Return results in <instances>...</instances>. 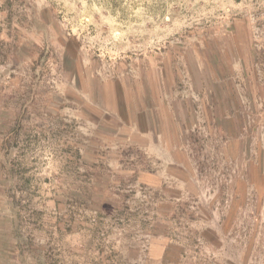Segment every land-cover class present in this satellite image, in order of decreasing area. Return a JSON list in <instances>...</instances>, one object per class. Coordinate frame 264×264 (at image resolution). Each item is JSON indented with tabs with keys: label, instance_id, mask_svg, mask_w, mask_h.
I'll return each instance as SVG.
<instances>
[{
	"label": "rangeland",
	"instance_id": "obj_1",
	"mask_svg": "<svg viewBox=\"0 0 264 264\" xmlns=\"http://www.w3.org/2000/svg\"><path fill=\"white\" fill-rule=\"evenodd\" d=\"M0 264H264V0H0Z\"/></svg>",
	"mask_w": 264,
	"mask_h": 264
},
{
	"label": "crops",
	"instance_id": "obj_2",
	"mask_svg": "<svg viewBox=\"0 0 264 264\" xmlns=\"http://www.w3.org/2000/svg\"><path fill=\"white\" fill-rule=\"evenodd\" d=\"M191 98V97H189ZM197 97H194L192 99V103L196 105L194 108H192V112L194 114V117H199V119H235L237 117L238 112H240V109L235 107V105H232L231 107L225 106L224 101L225 100H219V99H214V97H210V101L204 102V100L200 97L196 99ZM162 101H165L164 98H161ZM152 108H153V113L157 114L158 113V104L156 99L154 98V95L152 97ZM187 98H182L179 99L177 107H172L174 111H169L171 115L169 116L171 120V124L174 125L175 130L172 133V138H171V146H168L167 142H165V139L163 138L164 134L163 131H155V130H150L148 132V135H151L152 141L151 144L148 146V150L151 152V155H154L157 158L162 160V163L169 168H175L177 169L181 174H185L187 172L186 166L190 162V155L188 154V150L190 147L186 144H179V139H180V133L183 132L181 131V122L183 118V107L185 106ZM241 101V100H240ZM198 102V103H196ZM173 112V113H172ZM138 117L142 115L143 113H151V111L145 110L144 109L140 112H138ZM190 131V130H187ZM185 131V132H187ZM178 157L182 158V160H179Z\"/></svg>",
	"mask_w": 264,
	"mask_h": 264
}]
</instances>
